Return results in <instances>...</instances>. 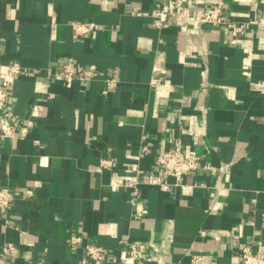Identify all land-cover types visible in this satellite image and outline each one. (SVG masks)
Here are the masks:
<instances>
[{"label":"crops","instance_id":"obj_1","mask_svg":"<svg viewBox=\"0 0 264 264\" xmlns=\"http://www.w3.org/2000/svg\"><path fill=\"white\" fill-rule=\"evenodd\" d=\"M160 1L0 0V80L12 62L28 69L6 102L12 115L0 113V128L27 130L0 142V186L14 194L0 264H82L71 234L104 246L101 264H124L125 238L149 245L145 264H191L192 254L244 264L241 248L264 241V0H207L244 32L204 25L206 53L193 25L154 26ZM74 21L98 28L74 39ZM69 58L99 77L59 78ZM108 76L118 86L103 94ZM173 139L217 171L142 185L138 216L130 166L155 170ZM106 156L117 166L100 168Z\"/></svg>","mask_w":264,"mask_h":264},{"label":"built area","instance_id":"obj_2","mask_svg":"<svg viewBox=\"0 0 264 264\" xmlns=\"http://www.w3.org/2000/svg\"><path fill=\"white\" fill-rule=\"evenodd\" d=\"M154 26L166 28L170 25H178L183 31H189L191 25L194 26V33L200 38V52L206 53L207 40L204 37V25L222 27L233 34L244 32V25L238 24L227 18L224 12L222 1L212 6L207 5V0H161L157 3L153 13ZM73 38L91 34L98 28L94 21H74ZM28 69L19 62H12L5 68L4 76L0 80V113L3 117L12 115L11 111H5L6 102L13 93L15 80ZM56 75L63 80L91 81L99 77L100 72L95 68H87L75 62L74 58H69L57 70ZM159 82L158 78H153L152 83ZM118 86V79L114 76L104 78L103 94H108ZM33 121L27 119V127H31ZM27 131V130H26ZM26 131H19L15 124L0 128V142L6 138H23ZM171 148L165 150L156 158L155 170L142 168L139 164H132L129 176L124 182V187L130 191V202L138 216L144 214V204L140 200L141 186L144 184L153 186H164V178L172 176L176 181H181L185 175L198 169H203L214 173L216 166L211 163H202L196 154L186 153L183 144L179 139H173ZM102 169H113L117 166V160L113 157H102L99 163ZM29 193H32L29 191ZM14 199V194L7 186H0V216H4L7 223L8 210ZM219 207L214 206L215 211ZM68 244L73 247H82L84 257L82 264H101L108 258L107 250L104 246L87 242L81 234H71ZM3 252L12 256L19 254L18 246L13 242H7L3 247ZM244 264H264V241L257 240V248L243 246L240 250ZM211 255L192 254L191 264H212ZM149 258V245L146 242H137L125 238L124 240V264H145ZM3 261V260H2ZM32 264H46L45 260H38Z\"/></svg>","mask_w":264,"mask_h":264}]
</instances>
